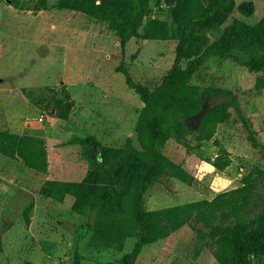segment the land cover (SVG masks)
<instances>
[{"label":"rangeland","instance_id":"rangeland-1","mask_svg":"<svg viewBox=\"0 0 264 264\" xmlns=\"http://www.w3.org/2000/svg\"><path fill=\"white\" fill-rule=\"evenodd\" d=\"M57 1L48 0L49 9L30 10L15 6L14 0H0V129L45 138L50 161L48 173L43 174L0 154V264H76L77 255L82 264L111 260L109 253L98 254L90 246L93 216L73 212V196L57 202L40 189L47 179L77 181L87 176L92 167L84 145L88 137L114 147H123L128 138L136 141L144 104L118 71L122 62L136 80L156 88L176 59V40L133 39L123 52L104 26L82 13L55 7ZM236 1L238 5L254 1L256 11L246 18L236 10L233 17L256 24L264 16V0ZM164 9L161 17L170 20L165 1ZM221 33L222 29L213 30L211 36L215 39ZM259 75L233 59L212 58L193 78L203 88L238 94L244 119L234 113L210 141H194L190 147L169 142L167 156L182 164L194 180L187 184L164 178L149 191V208L212 200L217 194L209 185L215 175L231 179L229 190H233L243 185L251 171H264V89L255 88ZM65 90L71 112L61 121V109L59 115L55 108L49 114L45 106L53 103V95L63 98ZM229 100L207 97L202 112L188 119L187 126L196 130L206 111ZM252 133L258 147L250 138ZM221 147L230 152L231 165L224 171L216 168L211 175L201 173L203 181L196 179L202 162L212 164ZM263 202L262 180L255 207ZM136 264L219 263L216 248L186 225L146 246ZM256 264L263 263L257 260Z\"/></svg>","mask_w":264,"mask_h":264},{"label":"trees","instance_id":"trees-1","mask_svg":"<svg viewBox=\"0 0 264 264\" xmlns=\"http://www.w3.org/2000/svg\"><path fill=\"white\" fill-rule=\"evenodd\" d=\"M22 9H49L48 0H14ZM55 7L82 13L114 35L123 52L133 39L147 41L176 40V59L156 88L136 80L122 62L118 71L141 98L143 107L136 124V141L128 138L123 147L107 146L95 137L84 141L86 157L92 165L82 180L47 179L41 194L57 202L74 197L72 210L93 216L89 225L90 246L98 254L109 253L111 260L95 264H136L144 248L168 238L190 225L197 235L216 248L219 264H264V202H255L264 181V171H251L242 186L220 193L212 200L200 199L159 209L147 206L149 191L166 177L191 184L193 175L165 152L169 142L190 147L192 142L210 141L218 126L234 113L243 119L239 95L219 87H201L193 78L212 58L233 59L250 72L259 73L255 88L264 89V16L256 24L233 17L236 10L250 18L254 1L238 5L236 0H176L165 13L164 0H58ZM231 21V22H230ZM222 29L218 38L211 32ZM45 107L61 109V121L67 120L71 107L69 92ZM207 97L224 101L206 111L196 130L187 126L203 110ZM255 134L250 138L259 146ZM0 154L22 161L38 173L49 171L46 140L31 134H17L0 129ZM230 152L221 147L211 160L215 168L231 165ZM102 161V162H101ZM28 219V210L26 212ZM29 221V219H28ZM0 248H2L0 240ZM76 264H82L79 255Z\"/></svg>","mask_w":264,"mask_h":264},{"label":"clouds","instance_id":"clouds-1","mask_svg":"<svg viewBox=\"0 0 264 264\" xmlns=\"http://www.w3.org/2000/svg\"><path fill=\"white\" fill-rule=\"evenodd\" d=\"M97 3H99V0H97ZM216 172L217 169L215 168L214 163L209 164L207 161H204L202 162V166L198 168V174L196 176V179L203 181L204 175H201V173L211 175ZM232 185H233V181L231 179L223 175L217 174L214 176L209 187L211 192L219 195L221 192L229 190Z\"/></svg>","mask_w":264,"mask_h":264},{"label":"water","instance_id":"water-1","mask_svg":"<svg viewBox=\"0 0 264 264\" xmlns=\"http://www.w3.org/2000/svg\"><path fill=\"white\" fill-rule=\"evenodd\" d=\"M164 1H165V5H166L167 7H171V6H173V5L176 4V0H164ZM8 2L11 3L12 0H8ZM60 112H61V111L59 110L58 113H57V115H59Z\"/></svg>","mask_w":264,"mask_h":264},{"label":"crops","instance_id":"crops-1","mask_svg":"<svg viewBox=\"0 0 264 264\" xmlns=\"http://www.w3.org/2000/svg\"><path fill=\"white\" fill-rule=\"evenodd\" d=\"M14 123H15V122H14ZM11 132L19 134L18 132H15V131H11ZM20 134H21V133H20Z\"/></svg>","mask_w":264,"mask_h":264},{"label":"built area","instance_id":"built-area-1","mask_svg":"<svg viewBox=\"0 0 264 264\" xmlns=\"http://www.w3.org/2000/svg\"><path fill=\"white\" fill-rule=\"evenodd\" d=\"M43 119V118H42Z\"/></svg>","mask_w":264,"mask_h":264}]
</instances>
